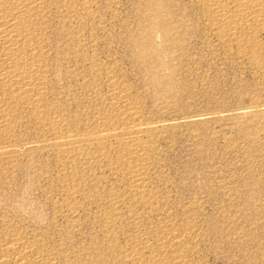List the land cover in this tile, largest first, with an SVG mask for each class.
Segmentation results:
<instances>
[{
    "label": "rangeland",
    "instance_id": "rangeland-1",
    "mask_svg": "<svg viewBox=\"0 0 264 264\" xmlns=\"http://www.w3.org/2000/svg\"><path fill=\"white\" fill-rule=\"evenodd\" d=\"M83 1L92 14L78 10L76 21L48 11V113L63 111L83 129L95 116L96 96L107 99L108 71L123 81L145 123L170 126L151 134L156 147L145 183L155 200L133 207L135 224L125 201L118 242L128 246L136 232L157 233L168 221L175 232L192 227L185 244L191 264H264V35L257 67L219 43L190 0ZM36 124L24 119L9 139L18 152L0 169V229L19 228L79 256L105 239L100 198L126 184L98 154L93 165L78 162L71 216L62 207L56 157L42 145L52 137Z\"/></svg>",
    "mask_w": 264,
    "mask_h": 264
},
{
    "label": "bare ground",
    "instance_id": "bare-ground-1",
    "mask_svg": "<svg viewBox=\"0 0 264 264\" xmlns=\"http://www.w3.org/2000/svg\"><path fill=\"white\" fill-rule=\"evenodd\" d=\"M190 2L195 10H200L207 29L219 43L234 47L240 58L259 66L262 58L258 39L264 35V0ZM88 3L83 0H0V139L7 141L0 146V169L5 162L10 164L12 156L18 152L9 142L19 126L16 125L30 119L52 137L51 142L48 140L42 145L50 148L56 157L62 183V207L71 216L77 210L80 191L78 162L93 165L99 155L107 163V170L125 182L126 187L120 193L109 194L108 199L100 198L103 242H94L79 256L72 257L63 246L49 247L41 237H33L19 228H3L0 229V264H191L187 260L189 249L185 247L191 238V226L175 232V226L167 221L157 233L136 232L129 237L128 246H122L117 237L116 219L125 201L130 202L126 209L128 220L135 224L133 207L147 208L155 200L145 183L149 155L156 147L151 134L170 126L145 123L123 81L108 71L109 94L107 99L96 96V112L90 124L83 123L81 129L82 126L73 125L63 111L53 110V114H49L52 109L46 100L48 71L44 50L48 11L54 8L63 19L75 17L76 21L78 10L87 16L92 14ZM90 60L92 73L97 75L100 72L97 60ZM87 180L96 185L101 179Z\"/></svg>",
    "mask_w": 264,
    "mask_h": 264
}]
</instances>
